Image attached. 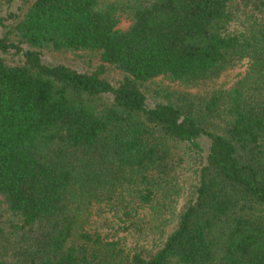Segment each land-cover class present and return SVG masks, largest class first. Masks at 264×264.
Listing matches in <instances>:
<instances>
[{"label":"trees","instance_id":"16d2710c","mask_svg":"<svg viewBox=\"0 0 264 264\" xmlns=\"http://www.w3.org/2000/svg\"><path fill=\"white\" fill-rule=\"evenodd\" d=\"M0 264H264V0H0Z\"/></svg>","mask_w":264,"mask_h":264},{"label":"rangeland","instance_id":"374dc122","mask_svg":"<svg viewBox=\"0 0 264 264\" xmlns=\"http://www.w3.org/2000/svg\"><path fill=\"white\" fill-rule=\"evenodd\" d=\"M128 27V22L123 20L121 21L120 28L126 29ZM46 57L51 62H57V61H65L69 64L76 63V65L84 66L85 60L88 58L87 56L81 54L75 55V54H60L55 52H46ZM248 69V63L247 61H243L238 63L237 65L230 68L228 71L224 72L218 79H216L212 83L203 84L197 87H185L178 83H170L166 79H157L151 84V87H167L170 90L174 92H180V93H188L193 96H205L207 94H210L212 91L216 89H226L231 87L241 75H244L245 72Z\"/></svg>","mask_w":264,"mask_h":264}]
</instances>
